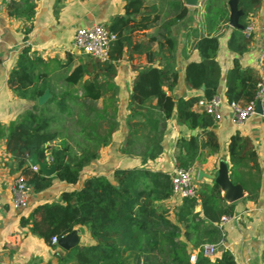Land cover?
I'll use <instances>...</instances> for the list:
<instances>
[{
  "label": "trees",
  "instance_id": "16d2710c",
  "mask_svg": "<svg viewBox=\"0 0 264 264\" xmlns=\"http://www.w3.org/2000/svg\"><path fill=\"white\" fill-rule=\"evenodd\" d=\"M200 1L205 7L207 32H202L194 42L200 60L186 64L184 80L191 88L202 87V94L175 99L164 88V85L172 88L177 79L173 52L176 38L169 32L172 24L189 13L183 0H167L169 16L152 35V39L158 41L159 53L162 43H166V63L136 68L128 103V131L123 144L125 151L139 154L143 160L156 158L162 152L166 121L174 111L180 122L191 128L201 127L204 135L201 141L197 133L188 138L179 137L176 166L193 168L199 146H208L211 150L219 147L215 133L208 128L214 123L213 117L194 105L198 99H209L217 93L220 77L216 60L218 37L229 19V4L228 0ZM260 3L261 0H237L238 25L227 40L228 47L236 53H242L250 43L252 35L246 34L245 27L251 23L250 17ZM124 6L125 13L113 16L107 25L116 33L108 57L101 59L81 52L80 62L66 74L64 81L73 90L51 86L47 78L50 61L31 55L29 46L22 48L9 71L7 83L20 97L35 100L46 89L51 93L43 103H34L20 113L9 123L6 132L0 123V133L4 131L6 148L15 168L20 169L19 176L35 191L49 186L53 177L75 183L83 166L97 156L100 144L108 140L113 130L112 101L109 99L108 109L106 102L99 107L98 99L104 98L110 89L108 79L115 74L124 48L145 50L148 60L152 61L155 52H148V43H134L131 33L134 29L148 27L158 15L151 20L141 16L136 21L133 16L145 6V0H126ZM34 7V0L6 1L9 15L26 20L32 18ZM155 9L153 5L152 10ZM29 28L27 26L26 30ZM166 30L169 35H165ZM74 54L77 53L67 50L66 64ZM39 65L44 68L37 70ZM259 80L254 68L241 66L239 58L234 57L225 75L227 102L243 104L253 100ZM79 89L80 95L73 93ZM56 141L57 144H52ZM227 147L230 179L240 183L247 196L254 198L260 168L251 139L235 131L229 136ZM31 154L47 166L53 165L54 175L30 167L27 158ZM170 196L169 172L146 165L118 167L113 171V181L102 174L90 175L79 188L63 191L61 201L36 205L29 217H21V223L32 219L33 232L49 242L52 236L60 237L76 226L89 225L94 242L76 243L65 249L58 264H239L228 248H223L217 258L200 252L194 263L189 261L193 248L204 243L215 244L217 249L222 245L220 218L233 214L232 204L223 199L216 182L197 188L196 196L180 197L173 220L160 202ZM36 214L39 219L34 217Z\"/></svg>",
  "mask_w": 264,
  "mask_h": 264
},
{
  "label": "crops",
  "instance_id": "0c3cea01",
  "mask_svg": "<svg viewBox=\"0 0 264 264\" xmlns=\"http://www.w3.org/2000/svg\"><path fill=\"white\" fill-rule=\"evenodd\" d=\"M6 1L0 0V123L1 129L5 128V132L9 123L20 113L34 103H38L37 99L20 97L7 83L9 71L15 65L22 48L29 46L31 55L40 56L50 62L57 60L72 69L80 62V51L73 46L76 29L96 22L107 26L113 16L125 13L126 3V0H34V14L30 20H26L9 15ZM228 4L229 19L218 37L216 52V60L220 66L216 94L222 98L221 117L214 120L213 125L208 127L215 133L219 147L217 150H211L208 146H199L197 156L193 160L194 167L191 168L192 177L197 188H201L204 184L210 185L215 182V177L223 166L227 168L229 175L230 162L227 147L229 136L238 131L251 139L260 168L257 193L254 198H250L243 189V195L231 202L226 201L222 196L233 206V214L228 216L221 225L224 236L222 245L231 251L239 264H264V114L255 112L239 122L231 112L225 97V75L232 66L234 57L239 58L241 66L254 68L260 78L264 79V65L261 67L258 62L264 44L261 30V23L264 20V0H261L259 7L250 17L253 24L252 36L247 49L242 53H236L227 45L229 35L235 27L230 22V14L232 8L237 5V0H228ZM153 5L156 7L155 10H152ZM185 5L189 8V13L181 21L172 24L169 32L176 38L173 52L177 79L172 88L167 85H164V88L175 99L179 96L202 94V87L196 89L187 86L184 80V69L188 62L200 60V54L194 47V42L202 32H207L204 28L205 7L201 1L196 5ZM168 8L167 0H145V6L134 14L136 21L141 19V16H148L151 20L154 15H158V18L148 27L134 29L131 33L134 43L139 42L145 45L148 43V52L153 54L155 52V54L152 61H149L145 50L139 52L133 47L124 48L121 57L117 60L115 74L108 79L110 89L105 92L104 98L102 96L98 99V106L102 107L106 102L108 109H110L109 99L112 101L113 130L108 140L100 144L97 156L83 166L75 183L53 177L51 184L42 190L35 191L29 187L27 205L16 207L13 204V188L20 169L15 168L14 160L7 151L4 131L0 133V264H58L65 248L58 242L46 241L43 236L33 232L32 219L27 223H21V217H29L36 205L61 201L63 191L79 188L84 180L93 174L105 175L113 181V171L118 167L146 165L170 173L176 166V144L179 137L188 138L189 135L197 133L199 141L204 139L201 127L191 128L180 122L174 111L166 121L162 138L163 150L156 158L143 160L141 155L124 150L123 142L128 131V103L136 68L146 64L162 66L167 61L168 50L166 43L163 42L164 37L161 39L163 43L159 53L158 41L152 39V35L169 16ZM27 26H30L28 30H26ZM165 35H169L167 30ZM67 50L77 53L72 56L73 59L69 64H66ZM56 65L54 62L50 68L54 71L50 70L48 75L58 84L59 78L56 79V76H53L58 69ZM43 68V65H39L37 70ZM52 84L54 86V83ZM54 87L58 85L55 84ZM73 93L80 95L81 90ZM50 94L48 90L47 98ZM194 107L202 109L197 102ZM52 144H57V141ZM27 164L30 167L36 165L41 169V161L35 155L27 158ZM199 171L201 176L198 174ZM49 175H54V172ZM221 195H223L222 189ZM179 201V197L170 196L160 202L168 213L173 215ZM34 217L39 219L40 216L36 214ZM75 233L76 243L94 242V238L89 233L88 224L76 226ZM220 251L218 248L211 258L219 257Z\"/></svg>",
  "mask_w": 264,
  "mask_h": 264
},
{
  "label": "built area",
  "instance_id": "2783aa9c",
  "mask_svg": "<svg viewBox=\"0 0 264 264\" xmlns=\"http://www.w3.org/2000/svg\"><path fill=\"white\" fill-rule=\"evenodd\" d=\"M253 30V24L250 23L245 27V32L247 35H251ZM261 30L264 36V20L261 23ZM116 38V33L109 30L104 23L96 22L89 26H83L76 29L73 37V46L76 50L80 52L88 53L97 58L105 59L108 57V51L110 43ZM258 62L262 67L264 65V44L263 48L259 54ZM257 91L253 100L247 103H239L236 101L227 102L231 112L233 113L235 119L239 122L248 118L251 114L255 113L256 100L259 99L262 107H264V79L260 80L256 84ZM222 103V98L219 95H214L213 97L200 98L197 104L209 113L214 120L221 117L220 107ZM264 110V109H263ZM33 169H37L36 165H32ZM192 169L175 166L170 172L171 182H172V196L182 197V196H196L197 186L193 182ZM29 186L23 180L22 176H18L14 184V199L13 204L16 207H25L27 205V190ZM228 218L227 215H222L220 218L219 225ZM58 237L52 236L51 241L53 243L57 242ZM217 250V245L204 243L201 246L193 248L189 254V261L194 263L197 259V255L202 252L205 255L211 256Z\"/></svg>",
  "mask_w": 264,
  "mask_h": 264
},
{
  "label": "water",
  "instance_id": "95a60500",
  "mask_svg": "<svg viewBox=\"0 0 264 264\" xmlns=\"http://www.w3.org/2000/svg\"><path fill=\"white\" fill-rule=\"evenodd\" d=\"M183 1L187 5H196L200 0H183ZM239 12L240 11L237 8V5H235L232 8V11L230 14V22L233 26L238 25L237 18H238ZM47 96H48V89H46L37 98L38 103L39 104L43 103L47 99ZM255 112L259 113V114H264V110H263V107H262L259 99L256 100ZM31 155H35V154H31ZM41 170L45 174L49 175V174L54 172V166L53 165L47 166L43 161H41ZM198 174H199V176H201V171H199ZM215 182L222 189V191H223L222 196L224 197V199L226 201H229V202L234 201L235 199H237L243 195L244 191H243L242 185L240 183L232 182V180L230 179V177L228 175L227 168L225 166H223L219 170L218 174L215 177ZM57 242L61 247L65 248V249H68V248L72 247L73 245H75L77 242V236L75 233V229L69 231L65 235L58 237ZM223 248H224V245H221L219 247V250H222Z\"/></svg>",
  "mask_w": 264,
  "mask_h": 264
},
{
  "label": "rangeland",
  "instance_id": "374dc122",
  "mask_svg": "<svg viewBox=\"0 0 264 264\" xmlns=\"http://www.w3.org/2000/svg\"><path fill=\"white\" fill-rule=\"evenodd\" d=\"M263 33V32H262ZM83 53V52H82ZM81 52L79 53V54H82ZM54 61V60H53ZM51 61L50 62V66L48 67V73H49V71L50 70H52V69H50L51 67H52V65L54 64V62L57 64L56 66L58 67V69H57V72L53 75V76H56L55 78L57 79V78H59L58 79V84L56 83V81H53L54 79H53V77H51L50 78V76L48 75L47 76V78H48V81L49 82H52V83H54V85L56 84V85H58V87H61L62 89H69V88H71L72 86H70L69 84H67V83H65V76H66V74L69 72V70H70V68H69V66L68 65H62V63H59L57 60L56 61ZM52 71H54V70H52ZM51 80V81H50ZM52 83H50V85L52 86L53 84ZM193 180V182H195V180H194V178L192 179ZM169 217H170V219L171 220H173V215L171 214V213H168L167 214Z\"/></svg>",
  "mask_w": 264,
  "mask_h": 264
}]
</instances>
